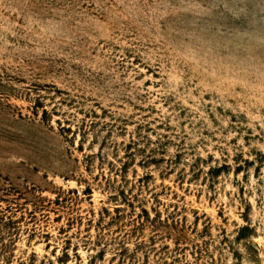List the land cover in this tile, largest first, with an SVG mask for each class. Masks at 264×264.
I'll list each match as a JSON object with an SVG mask.
<instances>
[{"label":"rangeland","instance_id":"rangeland-1","mask_svg":"<svg viewBox=\"0 0 264 264\" xmlns=\"http://www.w3.org/2000/svg\"><path fill=\"white\" fill-rule=\"evenodd\" d=\"M0 264H264V0H0Z\"/></svg>","mask_w":264,"mask_h":264}]
</instances>
